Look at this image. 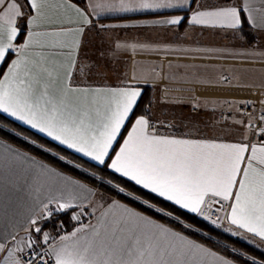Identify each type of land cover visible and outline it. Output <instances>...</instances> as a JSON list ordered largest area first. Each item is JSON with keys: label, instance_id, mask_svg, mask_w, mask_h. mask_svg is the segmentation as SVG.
<instances>
[{"label": "snow or ice", "instance_id": "obj_1", "mask_svg": "<svg viewBox=\"0 0 264 264\" xmlns=\"http://www.w3.org/2000/svg\"><path fill=\"white\" fill-rule=\"evenodd\" d=\"M192 2L88 0L81 8L73 0H0V68H4L0 74V113L131 182L136 190L90 173L153 214L171 218L185 229L192 225L185 224L175 214L176 209L210 221L217 228L226 223L225 232L261 247L264 100L258 115L244 111H240V118L221 114L228 134L239 132V139L192 138L162 134L160 127L172 128L173 124L155 118L150 108L137 114L142 100L139 81L149 83L147 76L133 73L115 86L87 83L92 75L106 69L103 50L98 60L90 63H84L80 55L91 42L89 32L99 36L107 30L108 26H97L93 20L104 13L180 9L190 11V17L174 15L154 23L180 26L187 19L189 25L234 34L243 33L245 23L264 30V0H259V8L253 7V0H240L239 4H200L196 10H192ZM127 49L169 50L166 44L161 49L149 42H116L113 55ZM156 75L159 78V73ZM221 80L229 82L226 76ZM169 102L184 101L161 98V103ZM244 105L255 107V102L245 101ZM199 108L198 103L192 106L193 111ZM37 146L51 152L43 144ZM53 155L75 168L82 167L64 155ZM11 163L19 165L21 171L8 177L6 184L0 180V215L6 216L12 206L10 193H17L18 199L22 193L29 202L27 227L22 237L15 231L0 234V264H236L154 215L117 199L107 201L98 189L28 153L3 147L0 167ZM145 193L152 194V199L144 198ZM160 202L169 206H160ZM89 207L92 211L85 213ZM70 209H79L72 215L77 221L73 231L58 236L43 231L40 221ZM86 214L95 222L83 223L81 217ZM246 259L251 264H264L255 256Z\"/></svg>", "mask_w": 264, "mask_h": 264}, {"label": "crops", "instance_id": "obj_2", "mask_svg": "<svg viewBox=\"0 0 264 264\" xmlns=\"http://www.w3.org/2000/svg\"><path fill=\"white\" fill-rule=\"evenodd\" d=\"M74 2V1H73ZM88 0H82L81 4L76 3L79 7L83 8L86 6ZM232 2H236V4L240 3V0H193L192 4H191V8L192 10H196L197 6L200 4L203 5H207V4H220V5H224V4H233ZM253 7L259 8L261 7V4L259 3V0H253ZM73 15H75L73 13ZM174 15H181V16H185V17H190L191 12L190 11H186V10H180V9H168V10H162L160 13H154V12H128V13H120V12H115V13H104L103 15H101L100 17H93V20L96 22L97 26L100 24L106 25L107 30L104 31L103 33H101L99 36L96 35L95 32H89L88 33V39L91 41L88 45H86L85 47L82 48L81 50V58L84 61H86L87 63L93 62V61H97L98 57H95L93 55V52H95L98 48L97 46H101L103 44L105 45H110V54L113 53V49L115 46L116 42H127V43H143V42H149L152 43L154 45L159 46L161 49L163 48V45H168L169 50L168 51H164V50H156V51H132L131 49H127V50H120L118 52H116L115 54H120V57H122L125 62H123L126 67H125V73H127V75L125 76V73H120L118 72V67L117 65L110 63L111 60H109L106 57V69L103 73H95L94 76L95 79L93 81H87V83L89 84H95V85H112L115 86L117 85L120 80L122 79H130L131 76L133 75V73H135V75L137 77H144L147 76L149 78V83L145 84L143 83V81H139V86L142 88V95L144 92V89L146 90L147 85L148 86H153L155 87L156 84L158 83L159 79H163V81L161 82H168V84L170 85L171 83H202V84H229V83H208V82H194L191 81V79L189 78L188 74H189V70L184 69L182 66L177 67L176 64L178 63H197V62H206L205 58H199V57H193L195 58L194 60H189L186 56H179L180 59L179 60H168L166 62H161L158 59L155 58V56L157 54H167L168 53H181V52H186L184 51V49H182L181 45L177 47L176 42L172 41V39H165L163 37H159L157 38L156 36V26H161V27H167V25H159L154 23L155 21H159L162 19H166L170 16H174ZM187 19H185V21L182 22V24L180 26H182L184 24V22H186ZM188 23V22H186ZM127 26V27H125ZM189 26V24H188ZM193 26V25H191ZM245 28H248L250 30H253L255 32L258 33H264V30H260V29H253L250 25H248L247 23L244 24ZM173 27V26H171ZM179 27V26H178ZM199 27V26H197ZM149 29H152L151 32H149ZM147 31L146 33H144L145 35H143L142 33L140 34V32L143 31ZM146 37V38H145ZM170 37V36H169ZM101 51V50H100ZM105 52V51H104ZM150 54L149 58H143L142 55H140L137 58L131 59L129 54ZM192 57V56H191ZM204 59V60H203ZM208 60H212L213 62L216 63H221V61H219V59H215V58H211ZM223 60V59H220ZM223 62H227V63H237V64H251L252 62H256V65H264V62H259V61H238V60H230V59H226L223 60ZM101 63H104V61H101ZM170 64L169 69L167 70V65ZM175 64V66H173ZM253 65V63L251 64ZM255 65V64H254ZM6 68V66H5ZM4 68H0V74H2ZM157 73H159V78L157 77ZM101 74L103 76H101ZM101 77H105L108 78V80L106 79H102ZM146 85V86H145ZM237 85V84H236ZM247 86H260V85H247ZM153 89L151 90V93L149 94L150 96H155V94H153ZM151 102V99H150ZM227 104V103H226ZM228 105H232L229 104ZM149 109V108H148ZM148 111V110H147ZM3 114V113H1ZM141 114V113H139ZM138 114V115H139ZM5 117L9 118L10 120L18 123L19 125L37 133L38 135L54 142L55 144L59 145L57 142L51 140L49 137L44 136L43 134L37 132L34 129H31L29 126L24 125L23 123L16 121L14 118L7 116L6 114H3ZM240 118V115H236ZM130 127V125L128 126ZM159 131L162 134H175V135H188L192 138H199V137H204V138H220V139H224V140H235V139H239L240 138V133L236 132V131H232L231 134H228V130H226L224 127L221 130V132L219 134H215V135H207V134H191V133H182V132H174V131H170V130H166L165 128H159ZM126 135V131L122 133V136ZM122 142V140H121ZM60 147L74 153L75 155L81 157L82 159L86 160L87 162L95 165V163L93 161H90L88 158L81 156L78 153L73 152L70 149H67L65 146L63 145H59ZM3 147H11L12 149L18 150L21 153H28L30 156L35 157L37 160L39 161H43L44 163L50 165L51 167L56 168L58 171L64 173L67 176L72 177L73 179L76 180H80L86 184H88L90 187L98 189L99 193L103 194V198L107 201H110L111 199H117L120 200L122 203H127L129 204V206L137 208V210L139 211H145L143 209H141L140 207H137L133 204H131L130 202H127L119 197H114L113 194H111L108 191H103L101 190L100 187H98L96 184H92L90 181L86 180L83 177H80L76 174H74L73 172L69 171V170H65L61 167H59L58 165L50 162L49 160L34 154L33 152L20 147L19 145L13 143L12 141L8 140L7 138L3 137L0 135V153H3ZM96 166V165H95ZM21 171V168L19 165L15 164V163H11L9 165H4L2 167H0V180H2L5 184L7 183V178L8 177H14L17 174H19ZM11 200H12V206L10 207L8 214L6 216L0 215V234H3L5 231H15L18 232L19 236H25L26 233L23 231V229L25 227H27V219H26V215H27V209H28V201L23 199V194H20V198L18 199L17 197V193L15 192H11L10 194ZM100 197L97 196L96 199L98 200ZM168 203V202H167ZM72 209L68 210L71 211ZM75 212L79 211V209H74ZM85 213H90L92 211V209L89 208H85ZM61 214L63 212H60ZM59 213V214H60ZM74 213V212H73ZM72 214H70V216H65L63 218L58 219V221L56 222V226L52 227V223L50 222V220H53V216L50 218H47L45 220L40 221V226L42 227L43 231L45 232H49L50 230H52L53 235L58 236L60 234H63L64 232H71L73 231V228L71 227L70 223L72 222ZM147 214L149 215H153L149 212H147ZM87 216L89 218V221L86 223H94L95 222V218L90 216V215H84V217ZM155 219L160 220L163 223H167L170 226L176 228V230L179 231H183L182 229L178 228L177 226L173 225L172 223L168 222L166 219H163L161 217L155 216ZM224 227H227V224H224ZM184 234L188 235L190 239L196 240L199 243H203L206 247H209L211 249H213L214 251H217L218 253H220L221 255H225L226 257L233 259L236 261V264H247L246 262H243L242 260H239L237 258H233L225 253H223L220 250H217L213 247H211L209 244L204 243L202 240H199L189 234H187L185 231H183ZM264 247V246H263Z\"/></svg>", "mask_w": 264, "mask_h": 264}, {"label": "rangeland", "instance_id": "obj_3", "mask_svg": "<svg viewBox=\"0 0 264 264\" xmlns=\"http://www.w3.org/2000/svg\"><path fill=\"white\" fill-rule=\"evenodd\" d=\"M232 3L236 4V2H232ZM186 22H184V24L179 27L156 26L155 30H156L157 38L162 37L163 39V37L165 36L164 38L166 40L172 39V41L176 42L177 47L181 45L182 49L212 48V49H218L220 51L214 53L186 51L181 53H168L169 55L186 56V57L192 56L199 58L206 57L207 59H209L208 57L211 56L219 60L230 59V60H238V61L240 60V61L264 62V33H258L243 26V33L234 34L231 31H227V30L208 29V28H203L201 26L199 27L191 26V25L188 26V23ZM151 30L152 29H149V32H151ZM146 32L147 31L145 30L143 32H140V34L142 33L143 35H145L144 33ZM97 48L98 49L95 52H93V55L95 57H99L100 50H103L107 54L106 57L109 60H111L110 63L117 65L119 74L122 72L123 73L126 72L125 71L126 65L123 63L125 62V60L122 57H120V54H115V55H113V53L110 54V49H111L110 45L103 44L101 48L100 46H97ZM140 55H142L144 58V55L149 56L150 54H140ZM84 63L87 62L84 61ZM251 64H237V63L229 64L227 62L216 63L213 61H206V62H197V63L183 62L176 64V66L177 67L182 66L184 69L189 70L188 76L191 79V81L194 82L221 83L223 82L221 80V77L226 76L229 78V82H228L229 84L264 86V65H256L257 63L255 65H251ZM167 66H168L167 67L168 70L170 64H168ZM173 66H175V64ZM101 76L103 75L101 74ZM101 78L108 80V78L105 77H101ZM94 79L95 77L91 76L90 78H88L87 81H93ZM161 81H163V79H159L155 87H153L154 85L153 86L147 85L146 88L148 94L151 93L152 89L154 92L153 94H155V96H151V102L147 104L149 105L148 108H150L151 112L154 114V117L164 119L173 124L172 128H167V127H160V128H165L166 130H170L174 132L191 133L198 135L201 134L215 135L221 132V130L224 127L225 121L218 120L219 111L224 106L234 107L236 105V102L229 101L231 102L230 104L232 105H228V103L227 104L225 103L226 102L225 100L204 98V97H197V99L193 101L184 100V97H190V98L196 97L194 96V94L182 91L184 86L191 83L185 84V83L175 82L169 85L168 82H161ZM164 96L169 97L168 98L169 101L180 99L183 100L184 102L181 104H176L171 102L164 104L161 103V98ZM197 103L200 105V108L197 111H193L192 106L193 104H197ZM213 109H215V111H213ZM236 115H240V114L234 113L233 117L239 118ZM10 132L16 136H19L20 138L30 143L31 145H33L30 141L34 139L32 138L25 139L24 136L14 131L10 130ZM35 146L38 147L37 143ZM79 170L84 171L82 168H79ZM84 172L90 175L88 171H84ZM97 177L99 176L97 175ZM95 179L96 181H99L103 185L110 186L106 183H103L101 179H97L96 177ZM103 181L105 180L103 179ZM91 183L94 184L93 182ZM101 190L107 191L106 189L103 188ZM113 196L117 197L116 194H113ZM210 224L211 223H209V225ZM70 225L72 227V222L70 223ZM211 226L215 227L220 232L221 231L225 232L224 226L220 228H217L212 224ZM182 230L185 231L187 234L199 240H202L204 243L209 244L211 247L217 250L222 251L224 249L225 251L229 252L230 256L233 258H239V259L247 258V256L244 254L245 252H248L247 250H242L244 252L242 253L241 251H239L240 249L239 246L233 244L230 245L229 242H226L227 240L221 238V236L218 234L208 231H203L201 230V228L193 225L192 228H190V232L192 231L191 233L188 232L189 230L187 231L185 228H183ZM193 232L194 234H192ZM49 233L53 235L52 230H50ZM231 237L236 240H240V239L242 240V238L239 237H234V236ZM251 245L257 247L256 244H251ZM237 247L239 249H237ZM233 248H235L237 251L233 252L232 251ZM258 248H262V247H258ZM262 250H264V248H262ZM247 261L251 262L250 260Z\"/></svg>", "mask_w": 264, "mask_h": 264}, {"label": "trees", "instance_id": "obj_4", "mask_svg": "<svg viewBox=\"0 0 264 264\" xmlns=\"http://www.w3.org/2000/svg\"><path fill=\"white\" fill-rule=\"evenodd\" d=\"M73 1L78 3V4L82 3V0H73ZM146 92L147 91L144 89V92L142 95V100H141V102L137 108V114L148 110L149 105H147V104L150 102L151 96H149L148 92L147 93ZM10 130L14 131V132H16V133H18L24 137L32 138V139L36 140L37 145L43 144L45 146V148L51 149V152L43 151L41 148H38L35 145H31L30 143L26 142L25 140H23L19 136H16L13 133H11ZM0 135L7 138L10 141H12L13 143L19 145L20 147L25 148V149L33 152L34 154L39 155V156L49 160L50 162L58 165L59 167L65 169V170H69V171L73 172L74 174H76L80 177H83L90 182H93L94 184H96L101 189L102 188L106 189L110 193L116 194L117 197H119V198H121L127 202H130L131 204H133L137 207H140L141 209L145 210L146 212L153 214L150 210H146L142 205H140V203L138 201H132L130 198H126L123 194H118L114 188H111L110 186H107V185H103L99 181H96L95 177H92L91 175L85 173L82 170H79V168H75L73 165L67 164L64 161H60L56 155H53V153H59L60 155H64L67 159L72 160L74 163L80 164L82 166L81 167L82 169H87V171L89 173L96 172V174L99 177H102L105 181H107L108 179H113L114 182L121 183L122 186L128 187L129 190H136L137 186L131 184V182H126L124 180V178L119 177L117 174L111 173V171L106 169V168L101 169L99 166H95V165L87 162L86 160L82 159L81 157L75 155L74 153H72V152L60 147L59 145L55 144L54 142H52V141L38 135L37 133L19 125L18 123L10 120L9 118L5 117L1 113H0ZM144 198L152 199V194L145 193ZM160 206L168 207L169 205L167 202H160ZM73 212H75L74 209H72L71 211L63 212L62 214L61 213L60 214L59 213L54 214L53 220L52 219L50 220V222L52 223L51 224L52 227L56 226V224H57L56 222L58 221V219L63 218L65 216H70V214H72ZM175 214L180 215L181 218L184 220L185 224L189 223L193 226L201 228V230H203V231H208V232L218 234L221 236V238L227 240L226 242H229L230 245L233 244V245L239 246L240 249L238 247H237V249H239V251H241L242 253H244L242 250H247L248 252L244 253L246 256H255L258 260H264V250H262V248H264L263 246H261L262 248H258L254 245L247 243L243 239L242 240L241 239L240 240L233 239L230 234H228L226 232H222V231L220 232L218 229L211 226V224L209 225V223H207V221H204L203 219H201L198 216H195L193 214L184 213L183 210L176 209ZM153 215L161 217L159 214H153ZM161 218L166 219L168 222L172 223L173 225L183 229V227L181 225L176 224V222L171 220V218H168V217H161ZM186 230L187 231L189 230L188 232H190V229H186ZM192 234H194V232ZM222 252L230 256L229 252L225 251L224 249L222 250ZM237 259H239V258H237ZM241 259L243 262H246L247 264H251V262L247 261L246 258H241ZM241 259H239V260H241Z\"/></svg>", "mask_w": 264, "mask_h": 264}, {"label": "built area", "instance_id": "obj_5", "mask_svg": "<svg viewBox=\"0 0 264 264\" xmlns=\"http://www.w3.org/2000/svg\"><path fill=\"white\" fill-rule=\"evenodd\" d=\"M139 54H130V58L134 59L139 57ZM145 58H149L152 56L144 55ZM161 62H166L168 60H179V56H171L167 54H158L155 56ZM189 60H194L195 58L189 57ZM206 61H212L205 58ZM223 62V60H219ZM256 62H253V65ZM182 91L194 94L193 98L184 97V100L193 101L196 100L197 97H204V98H213V99H221L225 101H234L236 105L234 107L224 106L220 109L218 114V120L224 121L221 114L223 113L224 116H233L234 113L240 114V111H244L245 113H252L254 115H258L260 112V101L264 100V86H247V85H236V84H187L184 86ZM169 98V97H167ZM245 101H253L255 102V107L251 105L245 107ZM84 217V216H83ZM201 218V217H199ZM215 218V217H213ZM203 219V218H201ZM83 223L89 221V218L85 216L84 218L81 217ZM204 220V219H203ZM206 221V220H205ZM211 223L210 221H207ZM77 226V221L72 219V228L74 229Z\"/></svg>", "mask_w": 264, "mask_h": 264}]
</instances>
